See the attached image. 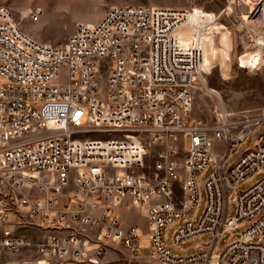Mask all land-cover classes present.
Segmentation results:
<instances>
[{
	"label": "built area",
	"instance_id": "1",
	"mask_svg": "<svg viewBox=\"0 0 264 264\" xmlns=\"http://www.w3.org/2000/svg\"><path fill=\"white\" fill-rule=\"evenodd\" d=\"M233 1L264 62V25L248 4L264 0ZM216 20L202 8L112 4L49 43L0 4V264H112L120 247L125 264H264V111L193 116ZM183 27L191 34L180 37ZM130 208L146 209V243L139 222L123 219ZM176 222V243L211 237L176 254L167 240Z\"/></svg>",
	"mask_w": 264,
	"mask_h": 264
},
{
	"label": "rangeland",
	"instance_id": "2",
	"mask_svg": "<svg viewBox=\"0 0 264 264\" xmlns=\"http://www.w3.org/2000/svg\"><path fill=\"white\" fill-rule=\"evenodd\" d=\"M141 4L147 6H174L187 8H202L215 13L217 20L213 30L205 34V44L209 61V72L204 74L206 84L196 92L193 116L199 119H212L216 107H226L231 111L253 110L264 111V62L254 53V49L245 44L248 31L240 29L241 12L233 0H0V4L9 5L20 22L22 28L43 42L60 43L67 40L75 29L78 21H97L112 4ZM234 3V4H233ZM232 4L233 6H230ZM41 7L44 12L40 19L31 17V9ZM230 7V9H228ZM261 25L264 22L259 21ZM190 35L191 27H185ZM248 43V42H247ZM250 50L251 52H248ZM214 88L217 92L210 90ZM254 141L249 135L245 141L231 154L225 163L227 168L243 152L249 149ZM205 173L203 178L208 176ZM258 176L251 177L242 183V189L249 188ZM206 192L203 191L202 202L198 209L197 219L201 217L206 204ZM125 223L139 222L141 231H148L146 212L138 209H127L123 214ZM180 222L173 223L168 228L167 240L176 254H190L202 248L209 234L191 237L179 243L174 240V234ZM249 225L243 221L231 231L224 233L219 241V247L241 236Z\"/></svg>",
	"mask_w": 264,
	"mask_h": 264
},
{
	"label": "bare ground",
	"instance_id": "3",
	"mask_svg": "<svg viewBox=\"0 0 264 264\" xmlns=\"http://www.w3.org/2000/svg\"><path fill=\"white\" fill-rule=\"evenodd\" d=\"M81 2H83V0H80ZM260 1H263V0H260ZM247 3H248V1H247ZM249 4V10L250 11H252V12H255V14H258L259 13V15H260V17L261 18H259V17H257L256 19L257 20H259V19H261L262 20V22H264V1H263V4H258V3H255L254 4V2L253 3H248ZM230 6H233L232 4H230ZM33 9V8H32ZM31 9V10H32ZM228 9H230V7H228ZM31 12V11H30ZM253 15H254V13H253ZM247 14L246 15H244L243 16V18H245V19H247ZM261 20H259V21H261ZM258 21V22H259ZM242 22L244 23L245 22V20L244 19H242ZM184 28L185 27H183L177 34L180 36V37H186L188 34L185 32V30H184ZM204 43H203V46H204V51H205V60H204V64H203V66H202V78H203V80L205 81V84L207 85V82H206V78H205V73L206 74H208V72H209V61H208V56H207V49H206V44H205V39H204V41H203ZM249 52V51H248ZM252 53H254L257 57H259L260 58V64H263V61H262V59H261V57H262V55H261V53L260 52H258V51H254V52H252ZM210 90H212V91H214V92H217V90L216 89H214V88H210ZM144 211L146 212V209H144ZM141 236H142V240H143V242L144 243H146L147 242V238H148V232L146 233V231H144V230H142L141 231Z\"/></svg>",
	"mask_w": 264,
	"mask_h": 264
},
{
	"label": "crops",
	"instance_id": "4",
	"mask_svg": "<svg viewBox=\"0 0 264 264\" xmlns=\"http://www.w3.org/2000/svg\"><path fill=\"white\" fill-rule=\"evenodd\" d=\"M144 211V210H143ZM147 233V231H146ZM122 251H117L114 249H110L108 252V259L112 264H125V253L126 249L120 247ZM19 253H11L8 255V258L14 259L19 257Z\"/></svg>",
	"mask_w": 264,
	"mask_h": 264
}]
</instances>
